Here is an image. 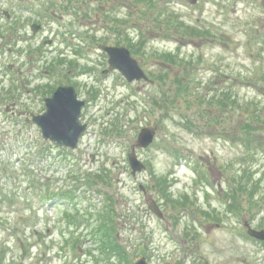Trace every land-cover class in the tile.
<instances>
[{
  "label": "rangeland",
  "instance_id": "1",
  "mask_svg": "<svg viewBox=\"0 0 264 264\" xmlns=\"http://www.w3.org/2000/svg\"><path fill=\"white\" fill-rule=\"evenodd\" d=\"M100 43L129 48L153 82L103 74ZM60 84L98 92L63 154L27 122ZM0 99V158L36 179L25 193L0 173L5 264H264L247 233L264 229V0H0Z\"/></svg>",
  "mask_w": 264,
  "mask_h": 264
},
{
  "label": "water",
  "instance_id": "2",
  "mask_svg": "<svg viewBox=\"0 0 264 264\" xmlns=\"http://www.w3.org/2000/svg\"><path fill=\"white\" fill-rule=\"evenodd\" d=\"M37 32L41 25H33ZM100 49L108 54L109 69L118 70L129 82L149 81V77L141 67L138 59L134 57L125 46L100 45ZM85 101L79 100L74 86H60L50 98H46V111L43 114L33 115V121L40 127L45 140L55 142L59 146L77 148L81 135L87 130V124L81 122V111ZM155 128L148 126L142 129L138 137L137 145L147 148L154 141ZM129 162L133 175L146 169V165L140 161L135 150L129 154ZM151 209L163 218L157 203L153 202ZM248 233L252 237L264 240V229L258 230L247 225ZM134 264H149L145 257H140ZM182 264V263H177Z\"/></svg>",
  "mask_w": 264,
  "mask_h": 264
},
{
  "label": "trees",
  "instance_id": "3",
  "mask_svg": "<svg viewBox=\"0 0 264 264\" xmlns=\"http://www.w3.org/2000/svg\"><path fill=\"white\" fill-rule=\"evenodd\" d=\"M65 8L67 9V6H65ZM15 25H17V24L15 23ZM178 27L181 30H183L184 32H187V33H190V34H193L195 32V28L194 27H191V26H188V25H186L185 27H183V25H181L179 23L178 24ZM41 56L42 57H40V59L41 58L43 59L44 56L43 55H41ZM229 97L231 98L232 97V94H229ZM232 99H235V98H232ZM10 148H13V147L10 146ZM11 156L12 155H8V156L5 155V156H3V157L0 158V173H3L4 176L8 177V179H9L8 180V183H10V184H12L13 182H16L20 177H22L21 178V182L26 181V187L24 188L25 193L26 192H32V190H33V186L32 185H34L36 179H35L34 176L30 175L29 170H28V168L26 166V163L29 160H27L26 162H23V160L19 159V165H16V162L14 160H12ZM14 170H15V172H17L15 174V176L10 173L11 171H14ZM9 193L10 192L8 191L7 194L9 195ZM48 193H49V191H48ZM2 195H3V193H2ZM48 196L51 197L52 196L51 193L49 195H47V197ZM28 200H29V198H28ZM107 225L108 224L103 225L102 228L103 227H106ZM108 226H111V225H108ZM106 229H107V231H109L110 230V227H108ZM113 247H115V250H116L115 252L117 253V255L118 256H122L123 260L126 259V261H127L128 257H127V255H124L125 254L124 251H122V253H124V254L120 255V253H121L120 247H118L117 244H114ZM127 263L130 264V262H127ZM0 264H5L3 258H0Z\"/></svg>",
  "mask_w": 264,
  "mask_h": 264
},
{
  "label": "flooded vegetation",
  "instance_id": "4",
  "mask_svg": "<svg viewBox=\"0 0 264 264\" xmlns=\"http://www.w3.org/2000/svg\"><path fill=\"white\" fill-rule=\"evenodd\" d=\"M21 24H22V23H21V19H20V20H19V23L17 24V28H19ZM21 27H22V25H21ZM32 36H33V34H32ZM17 40H18V38H17ZM18 41H20V39H19ZM23 42H24V41H23ZM26 42H27V44L29 45V42H28L27 39H26ZM29 46H30V50L35 52L34 45L31 44V45H29ZM19 52L22 53V52H23V49H19ZM29 55H30V56H33V53H30ZM30 56H29V60H30ZM26 61H27V59H26ZM20 63H21V62H20ZM20 63H19V64H20ZM11 67H12V66H10V69H12ZM22 67H23V66L21 65V66H20L19 68H17V70H16V71H18V73L21 72L20 74H22V72H23ZM31 77H33V76H31ZM31 77L29 78V80L32 81V78H31ZM54 92H55V89H53V90L51 91V93H50L48 96H52V95L54 94ZM18 100H19V102L15 101V102H17V103H14L16 106H18V105L21 103V99L19 98ZM91 102H92V100H91L90 98H88V99H87V106H88ZM20 105H21V104H20ZM87 106H86V107H87ZM9 108H10V107L7 105V106H6V109L9 110Z\"/></svg>",
  "mask_w": 264,
  "mask_h": 264
}]
</instances>
